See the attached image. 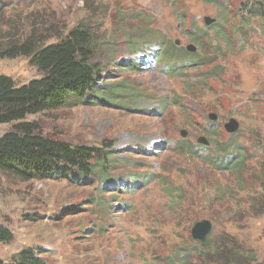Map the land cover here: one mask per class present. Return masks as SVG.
Returning a JSON list of instances; mask_svg holds the SVG:
<instances>
[{
	"label": "rangeland",
	"instance_id": "rangeland-1",
	"mask_svg": "<svg viewBox=\"0 0 264 264\" xmlns=\"http://www.w3.org/2000/svg\"><path fill=\"white\" fill-rule=\"evenodd\" d=\"M246 1L0 0L3 46L22 44L34 31L49 44L80 24L96 33L101 78L95 89L102 99H72L28 120L73 144L113 142L118 158L102 175L111 180L106 182L61 174L22 182L0 173V223L14 234L13 242L0 244L3 259L38 247L47 264H166L192 244L194 223L208 219L209 244L233 243L247 263L262 260L264 12L249 17L242 9ZM207 18L214 21L207 24ZM214 24L229 43L216 50L205 34L202 49L191 35H214L208 27ZM171 43L206 64L171 72L165 59L148 63L157 49L171 53ZM204 70L220 71L202 79ZM0 73L18 84L41 76L24 56L0 60ZM115 87L121 95L111 99L108 91ZM175 97L179 105L163 108ZM232 118L240 123L233 134L225 128ZM11 128L0 124V136ZM229 140L244 154L236 172L210 162L219 155L215 145ZM180 145L199 148V157ZM189 260L206 264L193 250Z\"/></svg>",
	"mask_w": 264,
	"mask_h": 264
},
{
	"label": "trees",
	"instance_id": "trees-1",
	"mask_svg": "<svg viewBox=\"0 0 264 264\" xmlns=\"http://www.w3.org/2000/svg\"><path fill=\"white\" fill-rule=\"evenodd\" d=\"M172 5L175 7V4ZM242 9L251 18L260 16L264 12V0H248ZM184 14L183 12L177 15L184 17ZM217 25L208 26L215 29L214 35L203 30L198 34H192V40L197 41L203 49V44L199 42L200 37L207 34L212 42H216L215 49L219 50L220 43H229V39L223 29L216 27ZM98 43L96 33L84 24L70 29L57 41L49 44L41 42L35 31L22 44L12 43L3 46L0 43V60L24 56L41 74L27 83L18 84L12 76L0 73V124L12 126L10 131L0 136V173L22 182L55 177L58 174L68 180L101 177L104 182L111 181L109 177L102 175L110 173V168L118 162V158L114 156L115 150L112 149L113 142L103 141L102 147L73 144L43 134L34 121L28 120L30 116L64 107L72 99L74 102H81L89 97L98 99L103 97L99 93V87L95 89L97 81L101 78V68H98L94 61L99 48ZM139 45L136 43L135 47L138 48ZM170 47L171 49L167 50L171 53L165 49L163 52L157 49L148 58V63L165 59L169 68L165 67V70L171 72L190 63L199 67L206 64L198 55L184 52L173 43ZM218 71L215 73L204 70L202 79H206L212 72L216 75ZM119 91L120 89L116 87L110 89L108 91L111 94L110 98L114 99L121 95ZM170 104L179 105L178 97L165 99L163 108ZM180 148L181 150L187 148L192 156L200 155L199 148L190 145H180ZM215 150L219 152L218 158L210 162L219 170L228 168L236 172L244 163L242 148L232 140L222 146L218 143ZM13 239L11 229L0 223V244L11 243ZM192 250L198 257H202L206 264H250L242 259L247 255H242L233 243L219 245L212 242L201 245L195 239L191 245L180 247L174 255L167 257L165 263L191 264L189 255ZM40 252L38 247H26L15 253L10 261L0 256V264H47ZM255 264H264V257Z\"/></svg>",
	"mask_w": 264,
	"mask_h": 264
},
{
	"label": "water",
	"instance_id": "water-1",
	"mask_svg": "<svg viewBox=\"0 0 264 264\" xmlns=\"http://www.w3.org/2000/svg\"><path fill=\"white\" fill-rule=\"evenodd\" d=\"M206 20H207V24H210L214 21L213 19H208V18ZM209 117L211 120L218 119V117L214 114H209ZM239 126H240V123L235 118H232L230 122L225 124L226 130L231 134L236 133ZM185 136H186V133H185V131H183L182 137H185ZM200 142L206 143L207 141L205 138H203L200 140ZM212 231H213L212 221H210L208 219H201V220H198L194 223L192 230H191V233H192V237L196 241H198L199 244L207 245L211 242L210 235H211Z\"/></svg>",
	"mask_w": 264,
	"mask_h": 264
}]
</instances>
